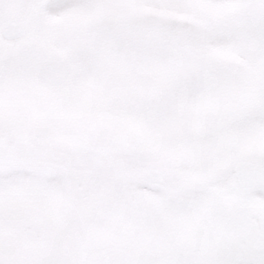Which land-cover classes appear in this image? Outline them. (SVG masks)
Instances as JSON below:
<instances>
[{
	"label": "snow or ice",
	"instance_id": "obj_1",
	"mask_svg": "<svg viewBox=\"0 0 264 264\" xmlns=\"http://www.w3.org/2000/svg\"><path fill=\"white\" fill-rule=\"evenodd\" d=\"M0 264H264V0H0Z\"/></svg>",
	"mask_w": 264,
	"mask_h": 264
}]
</instances>
